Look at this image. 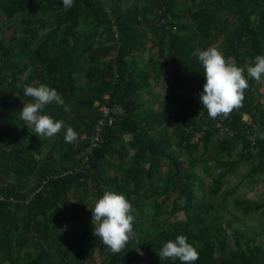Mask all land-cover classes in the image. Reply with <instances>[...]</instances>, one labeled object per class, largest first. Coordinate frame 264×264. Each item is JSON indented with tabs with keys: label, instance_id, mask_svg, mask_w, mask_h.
<instances>
[{
	"label": "trees",
	"instance_id": "trees-1",
	"mask_svg": "<svg viewBox=\"0 0 264 264\" xmlns=\"http://www.w3.org/2000/svg\"><path fill=\"white\" fill-rule=\"evenodd\" d=\"M208 46L247 77L264 54V0H0V264H89L95 254L99 264H182L158 256L177 234L197 249L194 264H264V228L247 227L264 216V196H239L264 183L263 79L247 77L240 105L210 118L198 96ZM25 84L62 95L68 111H43L73 127V143L63 128L38 138L20 119ZM105 107L108 121L123 112L92 147ZM106 190L132 206L119 252L92 233L87 207Z\"/></svg>",
	"mask_w": 264,
	"mask_h": 264
},
{
	"label": "clouds",
	"instance_id": "clouds-1",
	"mask_svg": "<svg viewBox=\"0 0 264 264\" xmlns=\"http://www.w3.org/2000/svg\"><path fill=\"white\" fill-rule=\"evenodd\" d=\"M72 2L73 0H61L65 8L71 7ZM197 59L202 65L204 77L202 91L198 94L199 101L202 109L213 119L221 114L227 115L234 107L240 105L243 90L248 86L247 77L257 81L264 79V54L253 58V63L246 69L247 77L242 67L235 61L229 63L222 51L214 46L199 50ZM23 92L26 97L32 99L23 103L19 117L31 125L38 138H51L63 128L66 143H73L77 139L78 133L72 126L43 111L50 103L63 106L65 111L69 110V105L55 88L47 84H25ZM87 208L91 213L92 233L95 238L113 252L125 248L134 222L132 206L125 195L106 190ZM158 256L160 259L170 258L173 261L178 259L182 264H194L199 253L195 246L187 241L185 235L177 234L174 239L162 242Z\"/></svg>",
	"mask_w": 264,
	"mask_h": 264
},
{
	"label": "rangeland",
	"instance_id": "rangeland-1",
	"mask_svg": "<svg viewBox=\"0 0 264 264\" xmlns=\"http://www.w3.org/2000/svg\"><path fill=\"white\" fill-rule=\"evenodd\" d=\"M7 35H11V33L8 32ZM147 57H148L147 54H145V58H147ZM166 92H167V87L165 85L160 86V87L156 88V90H155V94H157L160 99L164 95V93H166ZM157 106H158V103L156 104V107ZM245 171H246L245 167H242L237 174H233V175L229 176L228 178H229L230 183L228 184L227 187H232L235 183H237L241 178L240 174H244ZM239 196L252 198V199H259V198L263 197L264 196V183L261 182V183L255 185V188H249L248 186H243ZM177 218L180 220H184L186 218V216L184 213H179L177 215ZM255 221H256V219L251 221V223H253V228H254L253 230H255V229L258 230L259 226H255V225H257V222H255ZM247 224H248V222H247ZM247 227H249V226L247 225ZM89 262H90L89 264H99L100 259L98 257V254H95Z\"/></svg>",
	"mask_w": 264,
	"mask_h": 264
},
{
	"label": "built area",
	"instance_id": "built-area-1",
	"mask_svg": "<svg viewBox=\"0 0 264 264\" xmlns=\"http://www.w3.org/2000/svg\"><path fill=\"white\" fill-rule=\"evenodd\" d=\"M113 109H114L113 110V113H112V116L113 117H111L109 119V121H108L107 120V117L110 115L112 109H109L107 107L103 108L105 116H104L103 119H100L99 122L95 126V131H94V133L92 135V138H91V145H92V147L98 146L101 143V139H102V137H103V135L105 133V130L104 129H105L107 123L109 122L110 125H112L113 122L115 121V115H120L123 112L122 108H120V107H115ZM244 119H247V117L245 116ZM220 127L222 128V130L224 132H227L229 134H232V132H230L229 129H227L226 127H223L221 125H220ZM250 140L252 141V144H255L254 137H250ZM84 164H85V161L80 165V167H82ZM34 196H35V193H32L29 196V200L32 201L34 199Z\"/></svg>",
	"mask_w": 264,
	"mask_h": 264
},
{
	"label": "crops",
	"instance_id": "crops-1",
	"mask_svg": "<svg viewBox=\"0 0 264 264\" xmlns=\"http://www.w3.org/2000/svg\"><path fill=\"white\" fill-rule=\"evenodd\" d=\"M260 91L261 93L264 95V79L263 81L261 82V86H260ZM252 220L256 219L255 222H257V225L255 226H259L260 228L263 227L264 228V216L262 215H257L255 218H251ZM251 219H249L247 222H248V226L249 227H253V223H251ZM263 240V239H262ZM260 240V241H262Z\"/></svg>",
	"mask_w": 264,
	"mask_h": 264
},
{
	"label": "water",
	"instance_id": "water-1",
	"mask_svg": "<svg viewBox=\"0 0 264 264\" xmlns=\"http://www.w3.org/2000/svg\"><path fill=\"white\" fill-rule=\"evenodd\" d=\"M257 135L264 136V125H259L256 130Z\"/></svg>",
	"mask_w": 264,
	"mask_h": 264
}]
</instances>
